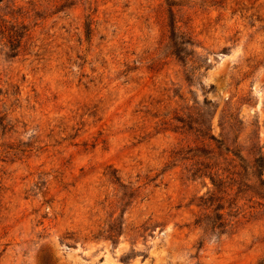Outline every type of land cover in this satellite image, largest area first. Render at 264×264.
Returning a JSON list of instances; mask_svg holds the SVG:
<instances>
[{
  "label": "rangeland",
  "instance_id": "rangeland-1",
  "mask_svg": "<svg viewBox=\"0 0 264 264\" xmlns=\"http://www.w3.org/2000/svg\"><path fill=\"white\" fill-rule=\"evenodd\" d=\"M0 264H264V0H0Z\"/></svg>",
  "mask_w": 264,
  "mask_h": 264
},
{
  "label": "trees",
  "instance_id": "trees-1",
  "mask_svg": "<svg viewBox=\"0 0 264 264\" xmlns=\"http://www.w3.org/2000/svg\"><path fill=\"white\" fill-rule=\"evenodd\" d=\"M181 37H182V36H181ZM187 42H190V41L188 40ZM182 43H184V42H182Z\"/></svg>",
  "mask_w": 264,
  "mask_h": 264
}]
</instances>
